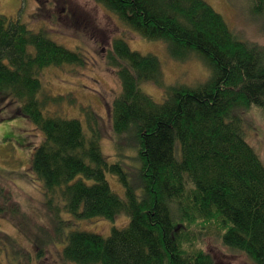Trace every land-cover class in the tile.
I'll list each match as a JSON object with an SVG mask.
<instances>
[{"label":"trees","instance_id":"1","mask_svg":"<svg viewBox=\"0 0 264 264\" xmlns=\"http://www.w3.org/2000/svg\"><path fill=\"white\" fill-rule=\"evenodd\" d=\"M95 1L143 39L163 42L172 59H199L209 77L196 86L166 85L156 56L132 51L121 38L111 42L105 60L121 87L111 125L119 142L125 134L135 141L139 167L132 182L120 162L109 164L103 155L100 120L91 108L83 109L87 131L78 119L50 110L65 99L43 91V71L82 66V55L44 30L0 15V104L44 136L31 155V172L78 219L129 217L107 238L70 232L63 261L214 264L200 235L215 226L225 247L264 264V163L247 142L241 117L254 107L264 112V46L241 40L204 0ZM250 1L252 14L261 16L264 0ZM144 83L161 89L163 101L144 93ZM108 172L125 198L111 190ZM3 250L0 264H11L8 255L1 259Z\"/></svg>","mask_w":264,"mask_h":264},{"label":"rangeland","instance_id":"2","mask_svg":"<svg viewBox=\"0 0 264 264\" xmlns=\"http://www.w3.org/2000/svg\"><path fill=\"white\" fill-rule=\"evenodd\" d=\"M204 1L223 16L241 40L264 46V13L257 17L252 14L250 0ZM0 15L18 19L34 32L44 30L57 44L82 55V66L43 71V91L65 99L50 110H57L66 119H78L87 131L83 109L91 108L100 120L103 155L109 164L120 162L132 182L139 167L135 141L125 134L119 142L111 125L110 107L121 88L105 60L111 42L121 38L132 51L156 56L166 85L196 86L209 77L208 68L199 59H172L163 42L143 39L95 0H0ZM141 89L156 102L163 101V91L153 84L144 83ZM241 117L247 142L264 163V112L254 107ZM43 139L32 123L13 117L11 107L0 104V247L4 262L8 255L11 264H69L63 261L62 250L70 232L107 238L113 229L129 224L125 213L113 220H84L64 212V200L59 194L46 192L30 169L31 155ZM105 177L111 190L125 198V188L117 176L108 172ZM200 247L211 254L214 264H254L246 255L225 247L215 226L202 231Z\"/></svg>","mask_w":264,"mask_h":264}]
</instances>
